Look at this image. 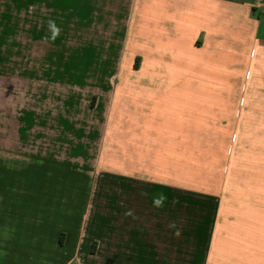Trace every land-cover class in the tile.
Wrapping results in <instances>:
<instances>
[{"label":"crops","instance_id":"0c3cea01","mask_svg":"<svg viewBox=\"0 0 264 264\" xmlns=\"http://www.w3.org/2000/svg\"><path fill=\"white\" fill-rule=\"evenodd\" d=\"M62 1L63 9L52 6ZM62 15L60 28L53 17ZM263 17L264 0H0V32L12 33L11 47L20 46L16 31L26 33L21 46L32 52L37 42L57 38L53 32L63 33V56L44 55L39 62L63 63L68 95L59 149L46 132H33L36 123L46 126L34 109L17 116L11 110L6 118L0 264H264ZM223 59L228 71L253 81L239 108L225 105L215 122L160 120L163 108L180 107L181 96L190 93L179 89L181 81L205 77L206 68ZM86 87L92 89L88 115L107 121L105 127L127 128L125 144H163L151 157L158 170L167 166L165 156L185 152L176 144L196 141L195 128L208 129L209 144L227 143L235 128L236 169L246 178L235 210L226 211L231 206L218 194L182 186L176 176L154 171L147 178L142 162L137 170H99L97 130L85 131L75 118L77 127L69 115L77 112V90ZM148 128L154 136L144 134Z\"/></svg>","mask_w":264,"mask_h":264},{"label":"rangeland","instance_id":"374dc122","mask_svg":"<svg viewBox=\"0 0 264 264\" xmlns=\"http://www.w3.org/2000/svg\"><path fill=\"white\" fill-rule=\"evenodd\" d=\"M52 6L63 9V1L60 3L55 2ZM56 19L61 20L62 25L60 28H63V15L53 17V21ZM54 34L57 38H53L51 43L37 42L35 52H32L31 47H22L27 43L26 33L23 36V33L14 32L16 41H19L20 44L19 47L14 48L11 47L14 39L12 33H4L2 37L0 32V95H5V99L8 98L4 104L0 103V134L6 130V125H8L6 118L11 116V110L13 115L17 116L18 111L22 112L32 108L36 112L37 122L41 120L46 122L45 127L36 123L33 132L40 134L46 132V135L51 137L53 149H59L56 147L57 143L59 144L56 137L60 136L61 132L59 119L63 118V100L68 97V95L63 96V63L47 65L39 62L44 55L63 56V33L62 38H58V32H53ZM253 50V48L250 49L249 56L254 54ZM21 56H25L31 62L20 63ZM225 64H227L225 59H223L222 65H217L214 62L206 68L205 77L202 75L203 77L197 79H184L181 81L179 89L190 91V93L181 96L182 101L185 102L180 103V107H174L172 104L163 108L162 114L164 117L160 120L167 123L177 122V124L183 121L200 124L204 119L215 122L223 111L221 108L225 105L229 109L232 107L239 108L240 102H244L251 93L253 81L250 78L248 79L244 72L228 71ZM91 90L90 87L77 90L80 93L75 106L77 112L72 113L73 115L69 112V115L70 121L73 124H78L77 127L80 125L79 122L74 121L75 118L82 123L81 126L84 124L85 131L91 130V128L97 130L100 139L99 156L102 159L97 157L98 159L94 163L100 165L101 169L99 170L114 169L115 171H123V169H128L129 166L133 170H137L142 162L146 167L144 170L149 173L147 178L152 180L153 176L150 175H154V171L170 178L176 176L177 181L182 186L189 185L218 194L221 200L231 206L225 208L226 211L235 210L234 202L236 199L241 198L242 194L239 192L238 185L246 182V178L239 175L236 169L239 144L236 143L235 128H229V137L227 143L224 144L205 142L206 135H209L208 129L195 128L193 133L190 132L196 138L194 143H178L175 145L176 149L187 151L190 155L188 157L184 156L185 152H181L179 155L168 154L164 160L167 166L163 169L160 167L158 170L154 167L157 161L155 162L151 157L154 155L155 149L163 146V144L157 145L149 142L148 144H125L124 141L127 139L125 135H128L127 128L123 126L108 128L104 126L107 125V121L98 123L95 117H90L92 110L90 107L88 109V105L90 106V103H92ZM187 96L190 97V102L186 101ZM12 98L16 99V104L13 106L11 103ZM69 108L71 107L69 106ZM81 109L85 110L82 112ZM83 113L85 116H80ZM159 113L161 116V112ZM134 129L132 130L133 139L134 134H136ZM74 130H76V126H73L72 131ZM146 130L147 132L144 134L147 137L154 136L151 128ZM67 137L75 138L74 134L70 132H68ZM114 140L116 143H113ZM129 152L137 158L124 160V157H132ZM109 157H111L110 160Z\"/></svg>","mask_w":264,"mask_h":264}]
</instances>
